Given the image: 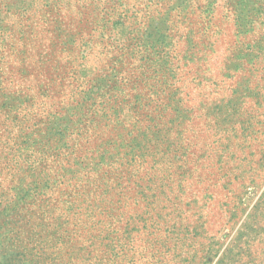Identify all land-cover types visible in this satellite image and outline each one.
<instances>
[{"label":"rangeland","instance_id":"1","mask_svg":"<svg viewBox=\"0 0 264 264\" xmlns=\"http://www.w3.org/2000/svg\"><path fill=\"white\" fill-rule=\"evenodd\" d=\"M0 264H264V0H0Z\"/></svg>","mask_w":264,"mask_h":264}]
</instances>
